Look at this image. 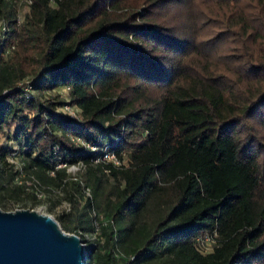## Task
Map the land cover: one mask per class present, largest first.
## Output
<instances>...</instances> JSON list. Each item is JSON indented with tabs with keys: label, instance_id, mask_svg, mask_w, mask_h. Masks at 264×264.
I'll use <instances>...</instances> for the list:
<instances>
[{
	"label": "trees",
	"instance_id": "obj_1",
	"mask_svg": "<svg viewBox=\"0 0 264 264\" xmlns=\"http://www.w3.org/2000/svg\"><path fill=\"white\" fill-rule=\"evenodd\" d=\"M30 1L19 25L0 0V134L11 143L0 148V203L62 191L71 209L56 219L82 238L86 264H264V0H201L205 20L182 18L189 30L162 12L184 0ZM210 19L259 45L245 51L251 65L233 62L252 88L183 71L176 52L217 42L200 40ZM63 90L81 118L58 111ZM106 147L121 165L101 160Z\"/></svg>",
	"mask_w": 264,
	"mask_h": 264
},
{
	"label": "rangeland",
	"instance_id": "obj_2",
	"mask_svg": "<svg viewBox=\"0 0 264 264\" xmlns=\"http://www.w3.org/2000/svg\"><path fill=\"white\" fill-rule=\"evenodd\" d=\"M14 3L16 10H17V22L18 24H22L24 20L26 19V16L30 13V0H10ZM135 1V0H133ZM204 2H208L209 0H202ZM201 0H184L183 4L182 3H176L174 2V9H171V12H164V16L168 17H174L177 21L180 22L179 27L185 30H189V25L188 24H193L196 21H204L205 20V15L203 13L200 14L198 13V10L205 11V6L206 3H203ZM237 0H235L236 3ZM181 2V1H180ZM197 5V6H196ZM249 6V5H248ZM140 8V7H139ZM144 8H140L139 11L143 12ZM222 9L219 8H214L213 12H216L219 16H221ZM223 17V16H222ZM183 19L189 20L190 22L185 25L186 23L183 22ZM225 18V22L234 29L239 28L240 26H235L232 25L231 19H228V17H223ZM196 19V20H195ZM207 21V18H206ZM216 19L212 22V19L210 21L204 24V28H200L199 33L201 34V39L200 40H209L210 38H213L217 42L210 44L204 43L203 45H199L197 47H191L190 51L187 52L185 51L184 53H177L176 55L182 58H185L184 61V69L183 71L186 73L191 74H196L194 73V67H199L201 69V72L206 73L205 69L210 70V74L213 76H217L216 73H223L225 76V79H218V81L221 80L222 84L229 85L231 86V80L232 79H237V76L241 77L239 85L237 86L232 84L233 90L237 93L240 90L247 89L249 86L247 84V74H244L241 70H238L235 65H234V60H239L242 63H247L250 64L253 63L249 60V58H245L246 54L245 51L246 49L250 48V45L253 46V49H258V46H254V41L253 38H251L249 35L244 36L242 33H236L234 31L231 32H226L225 27H222L225 25L223 22H218L219 26L222 28H215L213 25ZM210 25V26H208ZM221 37V38H220ZM211 40V39H210ZM249 46V47H248ZM219 51L218 54L215 53V51ZM252 50V49H251ZM254 52V50H253ZM175 53V52H174ZM193 68V69H192ZM239 74V75H237ZM178 76H176V79ZM217 78V77H216ZM31 80V79H30ZM179 80V79H178ZM230 81V83H229ZM56 94V93H54ZM49 96V95H48ZM55 98V97H54ZM56 101H65L67 102L65 106L63 105H58L59 109L58 111H61L63 113H67L68 115L74 117V118H81V113L77 109H72L69 105L70 103L68 102L69 100L66 99V92L63 91L61 93L60 98H57ZM7 145H11L10 141L8 138L0 134V148L1 147H6ZM82 146V145H81ZM7 162L10 164H14L16 169L20 170V164L21 162L15 158V156H9L7 159ZM6 171L4 172V175H8V170L9 168L6 166ZM83 169V166L80 165H72L68 166V171L72 175L80 174L81 170ZM21 178H14L11 182V186H20L22 184ZM32 183H29L31 185ZM85 192H89L87 188L84 189ZM47 196V198H46ZM25 199V198H24ZM38 200L40 202L33 203L30 202L28 205H26L25 202L31 201L28 200V197H26V200H21L17 201L14 198L7 197L2 205L0 203V208L4 211H15L18 209H30V210H36L41 213H45L48 215H51L55 218H58L59 215L63 214L64 212H69L71 209V204L64 198V193L60 190H56L55 192H52L51 194H47L44 191H40L38 194ZM97 222V221H96ZM100 222L96 223L98 225ZM67 232V231H66ZM70 233V232H68ZM86 239L88 240H94V236L87 234ZM207 250L210 249V246H207Z\"/></svg>",
	"mask_w": 264,
	"mask_h": 264
},
{
	"label": "water",
	"instance_id": "obj_3",
	"mask_svg": "<svg viewBox=\"0 0 264 264\" xmlns=\"http://www.w3.org/2000/svg\"><path fill=\"white\" fill-rule=\"evenodd\" d=\"M82 238L53 216L36 210L0 208V264H86Z\"/></svg>",
	"mask_w": 264,
	"mask_h": 264
},
{
	"label": "built area",
	"instance_id": "obj_4",
	"mask_svg": "<svg viewBox=\"0 0 264 264\" xmlns=\"http://www.w3.org/2000/svg\"><path fill=\"white\" fill-rule=\"evenodd\" d=\"M30 4H31V1H30ZM8 31H9V22L5 18H1L0 19V43L1 42L3 43L7 39V37H8ZM21 85L24 86V89L27 92V94H30L31 95V90H32V87H33L31 81L29 80V81H27L25 83V85H23V84H21ZM63 91L66 92V99L69 100L68 102L70 103V99H69V96H68V90H63ZM5 93H8V91H6ZM66 103L67 102H65L63 104V106H65ZM69 106L72 109L75 108V109L79 110L77 107H75V106H73L71 104ZM65 108H66V106H65ZM76 143L82 145L85 148L92 149V150H96V147L94 145L89 144V143L82 142L80 140H77ZM108 149H109L108 147H106V148L103 149L104 154L101 157V160H105V161L110 162V163H112L114 165H121L122 162H120V160L117 158V156L113 152L109 151ZM99 160H97V161H99ZM65 166H66L65 163H59L58 166H57V168L65 167ZM70 166H72V165H70ZM52 174H54V173L52 172ZM88 194H89V192H88ZM215 240L216 239L214 237H212L211 235H205L203 238H201L199 240L200 243H201V248H203L204 252H209L211 250L212 245L215 243ZM207 246H210V249L209 250H207V248H208Z\"/></svg>",
	"mask_w": 264,
	"mask_h": 264
}]
</instances>
